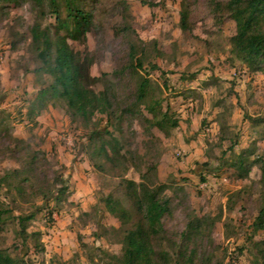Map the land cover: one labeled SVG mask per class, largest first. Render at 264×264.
Listing matches in <instances>:
<instances>
[{"label": "rangeland", "instance_id": "rangeland-1", "mask_svg": "<svg viewBox=\"0 0 264 264\" xmlns=\"http://www.w3.org/2000/svg\"><path fill=\"white\" fill-rule=\"evenodd\" d=\"M183 3L189 31L179 25ZM211 3L87 2L92 23L86 39L68 42L87 57L86 74L99 78L90 87L110 89L116 114L111 121L96 115L86 123L68 116L58 100L29 119V104L48 79L33 72L38 62L29 27L36 20L49 26L54 19L29 0L0 1V178L7 176L0 208L12 216L33 214L26 237L18 234L16 220L7 219L0 249L21 264H118L126 226L106 211L103 199L112 194L131 209L123 183L131 180L140 192L165 186L169 212L154 247L171 264H188L178 259L179 245L180 253L195 245L193 264L260 259L264 230L255 231L253 222L264 205V70L252 72L230 53L239 19L214 12ZM131 43L141 68H132ZM135 72L149 82L140 99ZM151 103L177 126L154 125ZM94 129L106 143L118 140L123 157L111 163L93 155L100 143L89 142ZM239 155L245 167L251 164L246 178L234 165ZM22 178L27 181L21 193L15 186ZM61 187L66 191L58 196ZM193 221L199 233L182 246V233Z\"/></svg>", "mask_w": 264, "mask_h": 264}, {"label": "trees", "instance_id": "trees-1", "mask_svg": "<svg viewBox=\"0 0 264 264\" xmlns=\"http://www.w3.org/2000/svg\"><path fill=\"white\" fill-rule=\"evenodd\" d=\"M13 2L15 5L26 0H0ZM54 19V24L42 26L36 20L29 27L31 45L35 51L38 66L33 72L39 76H47V81L37 89L33 101L29 104L27 116L35 119L49 104L55 100L64 103L65 111L72 118L89 123L96 115H104L107 121H111L116 112L114 110L113 94L108 87L100 91L91 88L90 83L98 82V77L90 78L86 74V66L89 64L85 55L74 51L68 40L84 42L92 23V8L87 2L95 0H29ZM214 12H221L229 17L239 19V29L230 41V53L240 62L245 63L250 71L264 70V0H211ZM188 8L183 3L180 10L179 25L184 31H189ZM52 28V30H51ZM135 44L129 46L130 60L135 67L141 68V57L136 56ZM135 61L136 64H133ZM154 67V66H152ZM136 69V68H135ZM136 73V72H135ZM135 98L140 99L147 91L149 82L143 75L136 73ZM157 105V104H156ZM157 107V108H156ZM155 107L151 103L147 110L152 113L153 124L162 128L165 123L170 126H177L175 119L167 118L166 112H160V105ZM160 116V118H158ZM118 117V116H117ZM119 118V117H118ZM1 125V124H0ZM108 133L107 130L103 131ZM100 130H92L89 134V142L98 141L99 146L92 148L93 155H103L106 160L113 163L120 154V142L112 139L111 143L101 140ZM98 138L99 140H96ZM108 144V145H107ZM112 154H109V150ZM235 167L241 178H246L250 171V165L244 166L245 158L237 156ZM260 183L264 186V161L260 166ZM16 174L17 171L14 170ZM7 175V174H6ZM146 176L142 175L144 179ZM7 180V176L0 178V185ZM27 178H22L15 186L18 192H23V183ZM125 192L131 204V209L123 206L122 202L112 194L104 199L106 211L125 225L121 237L122 253L115 260L118 264H171L167 253L157 251L154 247L155 239L163 232L162 218L169 212V200L164 195L165 186L152 185L144 191L138 190L137 184L131 180H123ZM66 191L65 187L59 188L56 192L62 196ZM45 198L46 194H43ZM56 198V197H55ZM58 199V198H56ZM8 218L16 220L18 234L26 237V222L33 218V214L12 216L10 211L0 208V232L3 224ZM253 229L264 230V205L253 222ZM199 233L194 221L189 222L182 238L186 243L182 246H189L191 239ZM181 246V247H182ZM189 253L186 254V251ZM196 247H187L180 253L178 247V259L180 255L188 264L193 262ZM259 258L255 264H264V251L259 249ZM0 264H21L17 258L0 249ZM193 264V263H192Z\"/></svg>", "mask_w": 264, "mask_h": 264}]
</instances>
